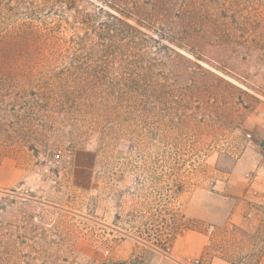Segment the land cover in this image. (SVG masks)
Instances as JSON below:
<instances>
[{
    "label": "rangeland",
    "instance_id": "1",
    "mask_svg": "<svg viewBox=\"0 0 264 264\" xmlns=\"http://www.w3.org/2000/svg\"><path fill=\"white\" fill-rule=\"evenodd\" d=\"M204 2L225 24L199 60L167 42V98L117 120L82 112L100 123L82 138L25 128L0 73V264H163L186 232L206 238L200 264H264V205L240 227L225 192L264 155V0Z\"/></svg>",
    "mask_w": 264,
    "mask_h": 264
},
{
    "label": "trees",
    "instance_id": "2",
    "mask_svg": "<svg viewBox=\"0 0 264 264\" xmlns=\"http://www.w3.org/2000/svg\"><path fill=\"white\" fill-rule=\"evenodd\" d=\"M95 1L103 7L88 14L76 0H0V73L22 94L19 108L30 112L20 117L25 128L35 123L71 141L100 124L98 114L82 112L117 120L167 98V42L199 60L213 41L211 28L225 24L226 15L206 8L211 0Z\"/></svg>",
    "mask_w": 264,
    "mask_h": 264
},
{
    "label": "crops",
    "instance_id": "3",
    "mask_svg": "<svg viewBox=\"0 0 264 264\" xmlns=\"http://www.w3.org/2000/svg\"><path fill=\"white\" fill-rule=\"evenodd\" d=\"M242 160L244 157L237 165ZM254 166L251 174L238 177L230 174L229 187H225V192L233 197L234 223L240 227L254 225L258 218V209L264 205V155ZM205 247L206 238L203 234L186 232L173 242L167 261L163 264H184L186 260L199 257Z\"/></svg>",
    "mask_w": 264,
    "mask_h": 264
},
{
    "label": "built area",
    "instance_id": "4",
    "mask_svg": "<svg viewBox=\"0 0 264 264\" xmlns=\"http://www.w3.org/2000/svg\"><path fill=\"white\" fill-rule=\"evenodd\" d=\"M212 228L209 229V232H211ZM116 264H139V262L137 261H121L118 262ZM184 264H200V260L199 259H191L186 261Z\"/></svg>",
    "mask_w": 264,
    "mask_h": 264
}]
</instances>
